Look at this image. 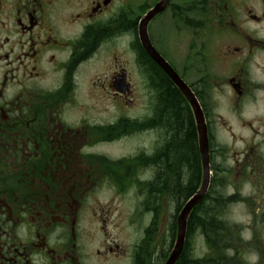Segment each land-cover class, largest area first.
I'll list each match as a JSON object with an SVG mask.
<instances>
[{
  "label": "flooded vegetation",
  "instance_id": "flooded-vegetation-1",
  "mask_svg": "<svg viewBox=\"0 0 264 264\" xmlns=\"http://www.w3.org/2000/svg\"><path fill=\"white\" fill-rule=\"evenodd\" d=\"M160 1L0 0V264L167 263L198 189L172 198L169 88L196 133L185 184L203 160L191 102L141 40ZM147 34L207 126L210 187L175 264H264V0H170Z\"/></svg>",
  "mask_w": 264,
  "mask_h": 264
},
{
  "label": "water",
  "instance_id": "water-1",
  "mask_svg": "<svg viewBox=\"0 0 264 264\" xmlns=\"http://www.w3.org/2000/svg\"><path fill=\"white\" fill-rule=\"evenodd\" d=\"M168 3L169 0H161L151 11L148 12V14L145 17L146 18L145 23L143 24L142 22L140 26V36L150 56L153 59H155L159 64H161L163 69L176 82V84L179 86L181 91L191 102L198 126L199 141H200V148L203 157V169H204V178L202 185L200 186L197 193L186 202L185 206L183 207L179 215L178 238H177L176 248L174 249L173 253L171 254V256L169 257L166 263V264H175V262L178 260L183 250L189 215L193 210V208L203 200L209 189L210 170H209V145H208V137H207V128L201 106L199 105L197 99L195 98L189 86L180 78V76L173 70V68L168 64V62L156 51V49L153 47L152 43L150 42L147 34L148 22L157 14L165 10Z\"/></svg>",
  "mask_w": 264,
  "mask_h": 264
},
{
  "label": "trees",
  "instance_id": "trees-1",
  "mask_svg": "<svg viewBox=\"0 0 264 264\" xmlns=\"http://www.w3.org/2000/svg\"><path fill=\"white\" fill-rule=\"evenodd\" d=\"M159 112L161 113L162 121L168 127V130L172 127L173 130H176L173 140L167 142L165 150L163 151V163L165 167L169 166L170 156L173 155L175 151L185 149L181 156L184 170L185 167L191 166V159L195 154L196 133L191 118L188 113L185 112L183 105L180 103L178 94L170 88L167 90L166 94L163 95V101L159 107ZM173 114L176 116V120L174 119ZM180 168L174 185L175 190L173 187L172 191V198L176 200L179 208L182 201H185L191 194L192 190H196L198 187L197 185L191 187V185L185 184L188 177L182 174L183 170ZM162 184V186H165V180H163ZM183 258V264H189L186 255H184Z\"/></svg>",
  "mask_w": 264,
  "mask_h": 264
},
{
  "label": "rangeland",
  "instance_id": "rangeland-1",
  "mask_svg": "<svg viewBox=\"0 0 264 264\" xmlns=\"http://www.w3.org/2000/svg\"><path fill=\"white\" fill-rule=\"evenodd\" d=\"M139 110H140V107L137 106L134 110L131 109L130 114L131 115H137L139 113ZM139 143H140L139 138L137 136H135V138L130 139V141L127 142V143H120V144L115 145L113 147V151L122 152V151H124L123 150L124 148H128L129 150H131L130 148L139 145ZM197 238H198L197 234H194L193 243H195V246H196V248H195L196 251L195 252L199 251V253H203L205 251V249H204L205 246L203 245L201 238L200 237L198 239Z\"/></svg>",
  "mask_w": 264,
  "mask_h": 264
},
{
  "label": "clouds",
  "instance_id": "clouds-1",
  "mask_svg": "<svg viewBox=\"0 0 264 264\" xmlns=\"http://www.w3.org/2000/svg\"><path fill=\"white\" fill-rule=\"evenodd\" d=\"M252 259H253V261H255L256 259H258V257L255 256V254H254L253 257H252Z\"/></svg>",
  "mask_w": 264,
  "mask_h": 264
}]
</instances>
